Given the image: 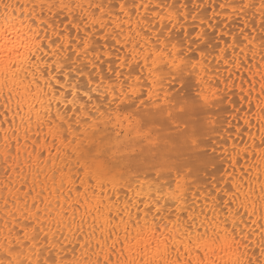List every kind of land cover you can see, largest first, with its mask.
I'll use <instances>...</instances> for the list:
<instances>
[{"label":"snow or ice","instance_id":"1","mask_svg":"<svg viewBox=\"0 0 264 264\" xmlns=\"http://www.w3.org/2000/svg\"><path fill=\"white\" fill-rule=\"evenodd\" d=\"M0 117V264H264V0L0 3Z\"/></svg>","mask_w":264,"mask_h":264},{"label":"bare ground","instance_id":"2","mask_svg":"<svg viewBox=\"0 0 264 264\" xmlns=\"http://www.w3.org/2000/svg\"><path fill=\"white\" fill-rule=\"evenodd\" d=\"M6 2H11V3H13L14 5H16L17 7H19V6L24 5V4L26 3V0H0V3H6ZM208 2L211 3V0H208ZM202 13H204V14H210V13H211V8L209 7V8L202 9ZM220 19H221V18L218 17V18H217V22H219ZM239 23H240V22L237 21V20L235 19V17H233L232 20L228 22V25L230 26V28H231L232 30L238 32V31H239V27H238ZM253 23H256V24L258 25V18H257L256 21H251V22L249 23V28H250V29H251ZM85 77H86V76H85ZM237 80H239V78H237ZM237 84H238V86H239V82H238ZM237 95L240 97L239 100L241 101V96H240V92H239V91L235 93V96H237ZM236 99L238 100V97H236ZM239 103H241V102H239ZM236 104H237V102H235V106H236ZM237 105H239V104H237ZM243 106L246 108V107H247L246 103H245ZM237 107H238V106H237ZM239 107H240V106H239ZM238 115L241 116V119H240V120L233 119V121H234V126H235V127H233V128H235V129L232 128V130H233V134H232V135H234V134H235V135L231 138V139H232V142H230V143L239 142V141H241V140H243V139H247V132H246V130H245L244 123H243V119H242V117H243V113H240V114H238ZM0 118H2V117H0ZM238 125H239V133L237 132V126H238ZM253 131H255V129H253ZM241 134H242V135H241ZM223 141H224V140H223ZM223 141H222V142H223ZM240 163L243 164L244 161L241 160Z\"/></svg>","mask_w":264,"mask_h":264},{"label":"rangeland","instance_id":"3","mask_svg":"<svg viewBox=\"0 0 264 264\" xmlns=\"http://www.w3.org/2000/svg\"><path fill=\"white\" fill-rule=\"evenodd\" d=\"M87 77H85V79H86ZM239 91V86H238V84H237V88L235 89V93L236 92H238ZM236 97H238V100L236 99ZM233 99H234V101L235 102H237V104H239V105H237L236 104V106L234 105V107H239V106H241V103H239V102H241L239 99H240V97L237 95V96H233ZM219 120L221 121V125L222 126H220L219 128H218V134H214V136L216 137V139H218L219 140V138H220V136H223L224 137V141L222 142V141H220V143L221 144H223V143H225V142H227V143H229V144H231L230 142H232V139H229V138H232L234 135H232L233 134V130H232V128L233 127H235L234 126V121H233V116L230 114V112H225V111H221L220 112V114H219ZM228 122H230V124H231V127H229V123ZM233 129H235V128H233Z\"/></svg>","mask_w":264,"mask_h":264}]
</instances>
